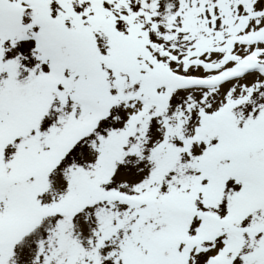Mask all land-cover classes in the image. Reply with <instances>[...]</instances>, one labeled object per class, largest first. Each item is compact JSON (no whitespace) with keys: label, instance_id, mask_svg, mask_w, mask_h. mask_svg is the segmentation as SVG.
I'll return each mask as SVG.
<instances>
[{"label":"snow or ice","instance_id":"snow-or-ice-1","mask_svg":"<svg viewBox=\"0 0 264 264\" xmlns=\"http://www.w3.org/2000/svg\"><path fill=\"white\" fill-rule=\"evenodd\" d=\"M0 264H264V0H0Z\"/></svg>","mask_w":264,"mask_h":264}]
</instances>
